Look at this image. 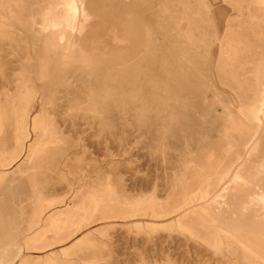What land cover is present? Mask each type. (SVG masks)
<instances>
[{
    "label": "rangeland",
    "instance_id": "1",
    "mask_svg": "<svg viewBox=\"0 0 264 264\" xmlns=\"http://www.w3.org/2000/svg\"><path fill=\"white\" fill-rule=\"evenodd\" d=\"M64 1L0 0L6 263L264 264V0Z\"/></svg>",
    "mask_w": 264,
    "mask_h": 264
},
{
    "label": "bare ground",
    "instance_id": "2",
    "mask_svg": "<svg viewBox=\"0 0 264 264\" xmlns=\"http://www.w3.org/2000/svg\"><path fill=\"white\" fill-rule=\"evenodd\" d=\"M203 2V1H202ZM62 6L64 7V9L66 10L65 12H66V14L67 15H69L68 17L70 18V19H73L74 21L75 20H80V22H79V25H78V27L76 28V31L78 32V34L79 35H81L82 34V32L84 31V26L85 25H87V24H89L90 22H91V18H90V16L88 17L85 13H84V11L79 7V5L77 4V2L75 1V0H65L64 2H63V4H62ZM50 16L52 17V15H50V12H47V13H45L44 14V16H43V28H45V26H54L55 25V22H56V20L54 21L53 19L51 20L50 19ZM110 33V32H109ZM133 35V32L129 29V30H125L123 33H121V34H119V35H116V33H114L113 31L110 33V36H111V38L113 39V41H117V42H122V43H126V44H128V43H130L131 44V41H132V36ZM48 43V42H47ZM49 44V43H48ZM47 44V46H49ZM82 47V46H81ZM48 48V47H47ZM50 48V47H49ZM80 48V47H79ZM84 48V47H83ZM81 49V48H80ZM84 50V49H83ZM47 51H48V49H47ZM50 51V50H49ZM85 51V53L87 54V55H91V54H93V52H91L90 50V52L88 51V50H84ZM51 52V51H50ZM82 52V51H81ZM49 53V52H48ZM84 53V52H83ZM85 56V55H84ZM90 57V56H89ZM44 76H47L46 74V72H43L42 73ZM264 99V98H263ZM263 106V105H262ZM253 107V106H252ZM251 110V109H250ZM36 122V121H35ZM34 123V122H33ZM37 123H35V125H36ZM36 137V136H35ZM25 141V140H24ZM38 141V140H37ZM39 143V142H38ZM22 145H24V144H22ZM237 146V145H236ZM247 154V153H246ZM254 156V155H253ZM31 159V158H30ZM260 160L262 161V159L260 158ZM264 160V159H263ZM247 181V180H246ZM245 182V181H244ZM236 183V182H235ZM248 184V183H247ZM251 184H252V182H251ZM241 186H242V184H241ZM256 186H259V185H256ZM249 188V187H248ZM245 190V189H244ZM239 192H240V190H239ZM242 199V198H241ZM214 206V205H213ZM1 216V215H0ZM1 223V222H0ZM6 223V222H5ZM2 225V224H1ZM229 225V224H228ZM8 227V226H7ZM2 228L3 227H1V230H2ZM233 228V227H232ZM242 229V228H241ZM243 229H245V228H243ZM0 230V231H1ZM9 230V229H8ZM3 232H1V233H3V235L2 236H4V237H6V238H13L11 235H10V233H9V231H7V229L6 228H3V230H2ZM248 231V230H247ZM250 232H252V231H250ZM254 234V233H253ZM257 234V233H256ZM240 235V234H239ZM261 236V235H260ZM239 237V236H238ZM0 239H2V238H0ZM15 239V238H14ZM1 241V240H0ZM16 242V241H15ZM14 242V243H15ZM14 245V244H13ZM16 247V246H15ZM18 247V246H17ZM248 247H251V248H253V246H248ZM254 249V248H253ZM5 257H7L6 256V254H5V252H3V250H2V246L0 247V264H11L12 262H10V263H6V261H5Z\"/></svg>",
    "mask_w": 264,
    "mask_h": 264
}]
</instances>
